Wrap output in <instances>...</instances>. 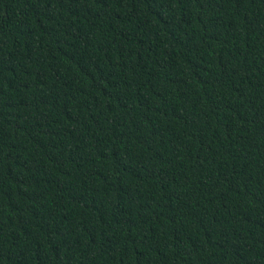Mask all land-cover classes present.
<instances>
[{
  "label": "trees",
  "instance_id": "trees-1",
  "mask_svg": "<svg viewBox=\"0 0 264 264\" xmlns=\"http://www.w3.org/2000/svg\"><path fill=\"white\" fill-rule=\"evenodd\" d=\"M0 264H264V0H0Z\"/></svg>",
  "mask_w": 264,
  "mask_h": 264
}]
</instances>
